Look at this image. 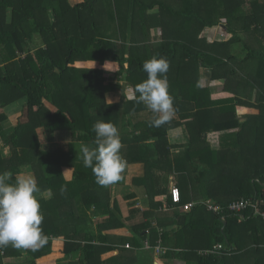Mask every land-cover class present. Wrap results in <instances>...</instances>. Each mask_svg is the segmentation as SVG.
I'll use <instances>...</instances> for the list:
<instances>
[{"label":"trees","instance_id":"trees-1","mask_svg":"<svg viewBox=\"0 0 264 264\" xmlns=\"http://www.w3.org/2000/svg\"><path fill=\"white\" fill-rule=\"evenodd\" d=\"M216 26L231 38L201 37ZM239 46L243 57L234 55ZM153 56L169 61L175 107L159 127L144 103L126 99L127 87L138 96ZM208 68L233 96L214 100L199 85ZM114 91H123L118 102L108 99ZM8 108L25 113L9 134ZM98 120L118 128L126 164L145 166L127 195L131 213L141 211V190L147 204L133 236L108 233L126 227L124 178L100 186L79 154L82 144L94 146ZM177 128L183 135L169 137ZM61 133L71 136L68 148L55 141ZM219 134L223 142L213 146ZM0 138V173L14 181L32 172L50 193L40 200L47 243L38 251L0 247V264H43L60 242L61 264H137L147 242L161 245L159 257L186 264H264V218L228 209L242 198L264 200V0H0ZM63 167L74 168L71 180Z\"/></svg>","mask_w":264,"mask_h":264},{"label":"clouds","instance_id":"clouds-1","mask_svg":"<svg viewBox=\"0 0 264 264\" xmlns=\"http://www.w3.org/2000/svg\"><path fill=\"white\" fill-rule=\"evenodd\" d=\"M169 67L164 57L153 56L146 60L143 70L148 74L147 79L135 85L138 96L130 97L144 103L154 114L150 126L159 127L175 115L174 97L169 93L166 77ZM93 131L96 134L94 146L82 144L79 154L83 166L91 168L96 183L106 187L122 179L121 173L126 167L120 151L122 142L118 128L110 121H96ZM49 195L30 174L19 173L13 181L9 173H0V247L11 245L16 249L38 251L47 243L48 237L41 228L40 200Z\"/></svg>","mask_w":264,"mask_h":264},{"label":"crops","instance_id":"crops-1","mask_svg":"<svg viewBox=\"0 0 264 264\" xmlns=\"http://www.w3.org/2000/svg\"><path fill=\"white\" fill-rule=\"evenodd\" d=\"M72 1L74 3H78V2H81L82 0H77V1L71 0V2ZM217 27L221 28V26H216V27H213V29H216ZM206 30H208V28H206L202 32L201 37L207 38L208 41H210V42L217 41V40L223 41V40H228V38H231V34L228 33L227 30H225V27L224 28L222 27V29L214 30V34H212L211 36H210V34L206 35ZM212 36H214V39L211 38ZM221 36L222 37L226 36V38H220ZM238 53H241V46H239V48H237V52L234 55L240 56V57H243L246 55L244 50H243L242 54H238ZM205 81H206V85H203L202 82H205ZM199 85L201 87H210L213 91L212 98L214 100L221 99L222 96H225V97H228L230 95L233 96L232 93L227 94L224 92L225 80L224 79H216V80L213 79L212 78V69H209V68L204 69V72L200 78ZM122 93H123V91H114L108 95V99L110 100V102H118L122 98V95H123ZM116 95H118L117 98H115ZM126 96L129 99H132L130 97H134V93L132 92L131 88H129V87L126 88ZM238 108L241 110L242 106H238ZM19 112H21V111L20 110L15 111L11 108L7 109V114L9 117L3 125L4 132H6L7 134L12 132V130L17 126L18 122L22 121L23 119L25 120V116L23 117L24 114L21 115L20 117L18 116L19 114L18 115L16 114ZM249 113L257 114L258 112L256 110H249ZM240 116H241V119L243 120L244 116L242 114ZM182 135H183L182 128L174 129L169 133V137L175 138V139H177L179 136H182ZM215 135L216 134L210 135V139L212 137H214ZM220 140L223 142V138L221 139L220 134H219L218 138H216L214 140V144L212 143V145L213 146H217L216 144L220 145ZM2 143H3V139L0 138V145H2ZM4 148H6V147H3V151H4V153H6V151H5L6 149L4 150ZM6 155L8 156V154H6ZM144 172H145V166L142 164V162H136V163H131V164L127 163L126 164L124 171L121 173L122 178H124V183H125L124 191H122L118 194V196H119L118 200H119V202H120V204L124 210V214H125L124 221H125L126 227L120 228L117 230H113V231H108V233L115 234L117 236H133L132 227L137 226V225H141L147 221V218L145 217V214L143 212V210H144L143 206H147V204L144 203V201L146 199H145V197L143 198L142 190L137 193L136 197H134V201L136 202L134 207L135 208L139 207V209L141 208L140 209L141 211H138V212L136 211V212L131 213L130 212L131 200L127 198V195H130L131 193L136 191V189L134 188V185H133L134 178L142 176L144 174ZM27 174H30V175L35 177V175L32 172H28ZM63 174H64V177L66 180H71L73 178V175H74V168L73 167H63ZM174 178H175V176L173 178L170 177V179L172 181L169 183V187L175 183L176 178L175 179ZM154 222H153V225H155ZM147 239H149V238H147ZM249 243H250V241H249ZM252 245L254 247L258 246L257 243H253ZM259 246L263 247L264 244H259ZM61 248H62V242H60L58 245H56L54 247V251H53L52 255H49L43 262L47 263L46 261H48L49 264H57L56 262L52 263L54 260H57V262L58 263L60 262V264H61V260L58 259V257H57L60 255ZM136 250H137V256H138L137 264H186V262L184 260H181V259H176V258L165 259L163 257V255L159 257L154 250H152L151 248H146V246L144 244L142 246L138 247ZM109 254L113 255L114 253L111 252ZM39 263H41V262L39 261ZM45 263H43V264H45Z\"/></svg>","mask_w":264,"mask_h":264},{"label":"built area","instance_id":"built-area-1","mask_svg":"<svg viewBox=\"0 0 264 264\" xmlns=\"http://www.w3.org/2000/svg\"><path fill=\"white\" fill-rule=\"evenodd\" d=\"M172 198H173V201L178 203L180 202L181 200V194H180V191L178 188H173L172 189ZM194 203H188L184 206V209L187 210V209H190L191 207H193ZM220 209V206H216L214 207V210H219ZM232 213H236V214H242V212H244V210L246 209H250L252 210L253 214L256 216H260L262 218H264V200H260V199H256V198H253V199H250V198H242L238 201H235L233 203H231L229 205V208H228ZM130 245L127 244V247H129ZM146 248H151L148 244V242L145 244ZM222 249L223 246L222 244H219L215 247V249L213 250V252L216 251V249ZM157 255H161L163 253V248L161 247V245H158L157 247H155L153 249ZM208 251H205V253H208Z\"/></svg>","mask_w":264,"mask_h":264},{"label":"rangeland","instance_id":"rangeland-1","mask_svg":"<svg viewBox=\"0 0 264 264\" xmlns=\"http://www.w3.org/2000/svg\"><path fill=\"white\" fill-rule=\"evenodd\" d=\"M75 1H77V0H75ZM248 1H250V0H248ZM73 2V1H72ZM74 3V2H73ZM218 29H222V27L220 28V27H217L216 29H213V28H208V30H206V35L207 34H210V36L212 35V34H214V30H218ZM157 33V35L159 36L161 33L160 32H156ZM212 39H214V36H212L211 37ZM220 38H226V36H224V37H220ZM207 81V80H206ZM206 81L205 82H202V84L203 85H206ZM117 96L118 95H116L115 96V98H117ZM120 97V96H119ZM223 98H225V96H222L221 97V99H223ZM21 112H19V113H16L19 117L21 116V115H23V117L25 116V113L23 112V109L22 110H20ZM24 120V119H23ZM130 128V127H129ZM62 136V133L61 134H58V136L56 137V143L57 144H59V145H61V146H63L64 148H68V144H69V142H70V140H71V136L70 135H68V134H64L63 135V137H61ZM3 144V143H2ZM6 149V150H5ZM4 150L6 151V153L5 154H8V155H10L11 154V152H10V149L9 148H4ZM108 255H110V254H108Z\"/></svg>","mask_w":264,"mask_h":264}]
</instances>
